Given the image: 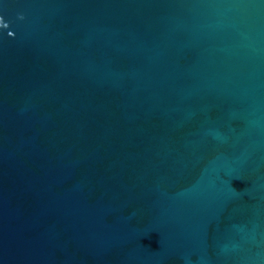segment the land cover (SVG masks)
<instances>
[{
    "label": "water",
    "instance_id": "1",
    "mask_svg": "<svg viewBox=\"0 0 264 264\" xmlns=\"http://www.w3.org/2000/svg\"><path fill=\"white\" fill-rule=\"evenodd\" d=\"M0 264H264V0H0Z\"/></svg>",
    "mask_w": 264,
    "mask_h": 264
}]
</instances>
